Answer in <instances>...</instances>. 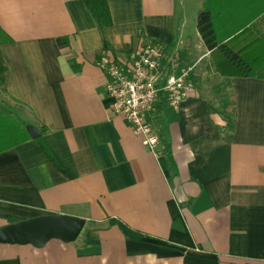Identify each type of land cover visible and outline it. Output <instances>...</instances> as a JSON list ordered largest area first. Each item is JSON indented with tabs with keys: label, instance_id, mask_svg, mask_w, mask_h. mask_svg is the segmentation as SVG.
<instances>
[{
	"label": "crops",
	"instance_id": "crops-1",
	"mask_svg": "<svg viewBox=\"0 0 264 264\" xmlns=\"http://www.w3.org/2000/svg\"><path fill=\"white\" fill-rule=\"evenodd\" d=\"M107 3L112 26L102 32L85 0H0L12 40L0 46V113L29 135L8 146L16 134L0 120V229L48 216L86 222L74 242L0 244V264H264V77L220 73L197 27L205 0L192 21L186 0ZM222 3L264 12V0ZM256 18L228 28L253 25L247 40L258 45L245 60L264 75ZM150 43L178 72L193 68L180 110L162 95L148 116L153 151L113 114L97 65L127 62Z\"/></svg>",
	"mask_w": 264,
	"mask_h": 264
},
{
	"label": "built area",
	"instance_id": "built-area-1",
	"mask_svg": "<svg viewBox=\"0 0 264 264\" xmlns=\"http://www.w3.org/2000/svg\"><path fill=\"white\" fill-rule=\"evenodd\" d=\"M98 67L107 75L106 92L113 114L122 117L135 137L153 151L158 143L148 116L155 111L162 95L167 105L179 111L192 88L189 77L193 68L178 72L177 63L167 60L160 43L136 50L127 62L102 57Z\"/></svg>",
	"mask_w": 264,
	"mask_h": 264
},
{
	"label": "trees",
	"instance_id": "trees-1",
	"mask_svg": "<svg viewBox=\"0 0 264 264\" xmlns=\"http://www.w3.org/2000/svg\"><path fill=\"white\" fill-rule=\"evenodd\" d=\"M219 1L220 0H205L204 9L197 17L198 31L206 48L211 52V55L216 58L218 70L222 74L227 73L226 76L228 77H264L261 73L252 75L255 69L258 70V60H253L251 62L245 60V55L248 53V50L258 45L257 38L256 42L247 40L248 36L253 34V25L251 27L232 25V27L228 28L229 21L240 18L241 15L245 16L247 20L256 17V19H258L259 17L264 18V12H254L252 15L247 16V12L243 11V9L235 10L229 9V7L225 8L223 7L225 3H222L223 5H218ZM226 1L229 4H233V2L237 0ZM245 1L252 2V0ZM85 4L102 32L112 26V16L107 0H85ZM11 42L12 40L0 29V46ZM260 45H263V43H260ZM7 78L8 70L0 52V86L2 89H6ZM230 106L228 102L222 105V110L224 111L221 112V115L227 122L232 121L231 114L227 112ZM0 120H3L6 124L9 123L14 134H16V136L11 139V142H9L10 145L8 146H15L28 141V133L22 130L10 116L5 113H0ZM8 146L3 149H7Z\"/></svg>",
	"mask_w": 264,
	"mask_h": 264
},
{
	"label": "water",
	"instance_id": "water-1",
	"mask_svg": "<svg viewBox=\"0 0 264 264\" xmlns=\"http://www.w3.org/2000/svg\"><path fill=\"white\" fill-rule=\"evenodd\" d=\"M86 222L67 216H48L0 229V244L40 248L51 240L74 242Z\"/></svg>",
	"mask_w": 264,
	"mask_h": 264
},
{
	"label": "rangeland",
	"instance_id": "rangeland-1",
	"mask_svg": "<svg viewBox=\"0 0 264 264\" xmlns=\"http://www.w3.org/2000/svg\"><path fill=\"white\" fill-rule=\"evenodd\" d=\"M186 1H187L188 5L190 4V7H189L190 15L188 17L192 21L194 13L200 9V1L201 0H186ZM210 81L216 82L214 78H211ZM228 97H229V93L227 91H223L222 95L218 97V101H220V99H222L221 102L227 103V102H229Z\"/></svg>",
	"mask_w": 264,
	"mask_h": 264
}]
</instances>
